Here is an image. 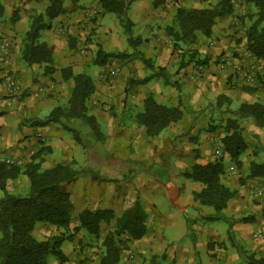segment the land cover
<instances>
[{"label":"crops","instance_id":"obj_1","mask_svg":"<svg viewBox=\"0 0 264 264\" xmlns=\"http://www.w3.org/2000/svg\"><path fill=\"white\" fill-rule=\"evenodd\" d=\"M128 1L132 32H136L142 41L138 54L141 56L142 47L147 46L148 56L160 57L157 64L153 65L164 69L163 72H157L148 84L137 87V91L142 93L141 108L143 109V101L155 89L159 102L168 105L181 102L186 107L183 118L166 128L159 136L149 138L145 134V128L136 122V116L131 118L127 115V107L123 102L126 100V93L122 94L119 81L104 84L100 77L101 80L98 79L95 84L96 93L91 98L94 110L92 112L89 105V114L107 125V145L92 142V133L82 121L73 122L81 141L58 124L34 125V122L49 116L59 99L66 96L68 89L71 93L73 82L63 79L62 70L71 67L74 73H83L93 64L94 59L90 53L83 56L74 53L68 44L69 37L83 44L89 25L93 26L94 18H98L95 32L104 39L118 38L122 31L105 23L106 14L100 0H64L67 12L52 21L51 29L40 34L43 42L52 48L54 56L55 70L47 78L43 68L38 65L29 66L22 60L21 49L24 35L31 23L30 17L36 14L37 8L45 6L46 9L49 0H0V48L3 43L6 44L8 53L6 62H0V162L23 167L44 148L43 169L57 164L72 165L78 172L77 179L61 187L70 194L73 203L71 230L79 226V216L85 210L107 209L112 210L116 217H121L139 202L148 217V232L140 240L122 236L127 242L118 264L237 263L239 255L233 254L229 236L226 238L214 224L209 226L200 222V218H215L210 215V207L202 206L195 200L194 192H199L202 186L188 179L186 173L194 164L204 165L222 160L227 172L233 164L230 155L224 150L222 139L205 127V115H199L206 109H202L204 104L212 103L216 106L219 97H226L233 90L234 78L230 83L228 77L233 75L236 78L239 73L232 64H226L222 60H229L242 68L241 63L248 68L247 59L263 64L259 68V76H264V60L255 58L247 47L244 48L246 40L240 46L231 37H226L231 32L226 17L216 20L210 38L203 37L201 43L194 44L195 61H202L189 62L180 68L182 55L172 49L166 29L172 25L178 8H208L206 6L212 0H165L159 7L154 6V0ZM112 46L118 53L124 50L127 53L124 58L127 60L122 65L116 61L107 64L101 67L103 70L111 72L114 77L125 76L128 83L131 79L142 80L148 77L143 56L137 58V55H131L124 46ZM109 49L111 48H107V51ZM232 51H240L242 60L232 57ZM253 83L246 81L250 86ZM253 88L249 89L252 91L250 95L245 93L248 91L247 87L242 89V104L264 103V97L259 98L258 94L264 92V86L256 82ZM102 104H107L104 111L99 110ZM214 109L216 111L217 106ZM247 120L253 123L251 119ZM164 132L166 133L163 135ZM100 135L103 136L102 133ZM96 138L99 140V137ZM113 151L117 153L115 156L118 159L111 155ZM133 153L136 161L141 164L140 171L130 179L134 182L133 185L130 181L122 184L124 182L121 180L126 179L133 165ZM165 156L173 164L170 171L162 166V163L165 164ZM120 159L124 161L121 162ZM150 162L152 168L148 169L145 165H150ZM142 165L151 176L142 174L147 172H142ZM245 165L244 163L243 167ZM225 183L230 187L237 185L235 181ZM28 186L27 176L21 175L18 179L9 181L7 189L10 193L20 194L26 192ZM234 199L223 210L234 216V220L230 222L233 242L246 246L249 252L257 251L258 244L264 248V238L262 240L256 236V239L252 238L256 245H247L250 237L244 232L248 228L236 222V206L239 201ZM103 230L97 241L84 229L80 230L74 240L65 241L61 246L66 261L62 263L55 257H49V264H100L104 252L102 238L107 233L104 225ZM62 232V229L38 224L33 234L36 238L45 240Z\"/></svg>","mask_w":264,"mask_h":264},{"label":"trees","instance_id":"obj_2","mask_svg":"<svg viewBox=\"0 0 264 264\" xmlns=\"http://www.w3.org/2000/svg\"><path fill=\"white\" fill-rule=\"evenodd\" d=\"M242 4L252 6L256 12L247 18L251 22L246 30V47L251 55L264 60V0H241ZM165 0H154V6L159 7ZM104 14H114L124 28L131 45L133 23L128 16L130 2L128 0H100ZM67 12L64 0H49L44 13L31 16V23L26 31L21 49V58L29 66L38 65L45 74L54 73V56L52 48L40 42V34L52 27V21ZM234 14L231 0H220L214 7L184 8L176 10L174 21L166 29L168 37L174 42V50L183 54L180 44L194 45L200 36L210 38L213 27L219 18H226ZM139 44L142 42L138 41ZM73 48V45L70 46ZM184 56V55H183ZM181 58L180 68L195 61L196 54L190 53V59ZM124 53H108L99 47L93 64L106 66L111 59L123 58ZM198 62V61H195ZM144 64L152 69L153 74L142 80H129L131 85H145L154 78L157 72L164 69L155 68L144 59ZM65 81L72 80L73 87L66 105L56 106L44 120L34 122V125L46 126L58 124L72 132L76 140L81 141L78 131L73 127L74 121L85 123L91 133L100 137L99 125L96 117L89 114V101L96 93V85L87 73H74L71 67L62 70ZM1 82V81H0ZM248 91H250L247 88ZM225 97H219L220 101ZM143 111L136 115V122L145 128L149 138L159 136L166 128L179 122L184 115L185 107L181 102L168 105L159 102L154 96L143 101ZM236 114L240 118L251 119L260 129L264 130V103L242 104ZM225 136L222 144L226 153L236 168L242 169L243 157L248 153V144L243 129L236 119H230L226 124ZM44 148L36 153L31 160L20 167L8 162H0V264H49V257H55L64 263L66 257L61 250L65 241L74 240L78 232L84 229L89 235L101 238L104 227L106 236L102 241L104 252L100 264H118L121 251L126 247L128 236L133 240L144 238L148 232L147 214L139 202L125 211L121 217H116L112 210H85L79 216V226L69 229L71 224L73 203L70 194L62 190V185L77 179L78 172L72 165L57 164L43 169ZM225 167L223 161L207 164H194L186 177L199 183L202 189L194 192V197L202 206L210 207L220 213L227 208L238 191L224 181ZM27 176L29 186L26 192L10 193L8 182ZM262 179L264 182V162L250 161L245 179ZM245 179H240L244 184ZM38 224H46L63 232L51 235L45 240L36 238L33 231ZM237 247L239 261L234 264H264V255L243 251Z\"/></svg>","mask_w":264,"mask_h":264},{"label":"rangeland","instance_id":"obj_3","mask_svg":"<svg viewBox=\"0 0 264 264\" xmlns=\"http://www.w3.org/2000/svg\"><path fill=\"white\" fill-rule=\"evenodd\" d=\"M208 1V0H206ZM220 0H212L210 3L207 4L206 7H214L219 3ZM232 7L234 8V14L232 16L227 17L229 22L227 24L228 29L231 31L230 35H226V37H231V40L236 42L237 44H240L241 46V42H243V40H246V30L247 27H249V25L251 24V22L249 21V19L247 18L250 14H253L256 12L255 8L252 6H247L245 4H242L241 0H233L232 3ZM45 10V6L44 7H39L36 10V14H40V12H43ZM16 14V13H15ZM14 14V15H15ZM13 15V18L15 17ZM129 16V14H128ZM97 19L98 18H94L92 19L93 22V26H90V29H88V34L85 36L84 42L83 44H79L77 43L75 40V38H71L69 37L68 39V44L69 47L71 45H73L72 50L74 51L75 54L79 53L82 56L85 54H91L93 59L95 57V54L97 52V50L99 49V47H101L102 49H104L105 52L108 53H118V51L113 50L112 49V45H117L119 46V48H122V46L125 47L126 50H129L131 55H137V58H141V56H143V59H146L147 61H149L152 65L153 64H157L158 62V57L159 56H148L146 53V49L147 46L142 47V50L140 48V53H142V55L140 56L138 53V47L142 44H139V39L140 37L136 34V32H132V39L135 41L134 44L136 45H131L129 43V41L127 40V36H126V32L124 30V28L122 27V25L120 24V21L118 20V18L116 17V15L114 14H106L105 16V23H109V25L113 28V27H117L118 29H121V33L122 35L119 36L118 38L115 39H104L100 36V34L96 33L95 30L97 28L96 27V23H97ZM53 25H55L53 23ZM101 27V26H100ZM110 27V29H111ZM82 29H85L82 27ZM220 31V30H219ZM43 35V34H42ZM126 36V38H125ZM144 36V35H142ZM43 36H40L39 41L43 42L42 39ZM203 36H200L198 43L199 44L202 42ZM239 42V43H238ZM195 44V45H196ZM91 45V47H89ZM181 47L183 48V54L182 52L178 51L179 55H184V61H188L190 59V53L193 52L194 49V45H184V44H180ZM171 47L172 49H174V42L171 40ZM246 46L244 45V48ZM107 48H111L109 49V51H107ZM238 49H241V47H238ZM138 51V52H137ZM119 53H124L123 52H119ZM136 53V54H133ZM232 57H237L239 58L238 60H242L239 56L240 51H232ZM127 53H124V55ZM224 55V54H223ZM160 58V57H159ZM196 59V58H195ZM127 60L126 58H116V59H111L108 64H113V62H117L119 65H122L123 62ZM200 60V59H199ZM198 60V61H199ZM202 61V60H200ZM93 62V61H92ZM91 62V63H92ZM247 66L248 68H252L254 66V71H253V78H254V83L253 86H250L248 84H246V79L244 74H237L238 76L235 78V76L231 75L228 77L229 82H231V80H233V90H231V92L229 93V95H223V97H225L224 99H222L220 101L221 105L219 106V98L217 100V110L215 111L214 107H216L214 104L212 103H208L207 105L204 104V106L202 107V109H204V107L206 109H204L203 112L199 113V115H205V127L208 128L210 131H214L217 135V137L221 140L226 132H225V128H226V124L228 123V121L230 119H236L238 121V123L240 124V126L243 129V134L244 137L246 139V142L248 144V155L246 154L242 159L244 160V163L246 164L245 167H243L242 169H237L235 164L233 163L231 168L228 169L229 171L227 172V170L225 169V181L226 182H231V181H235L237 182L233 188L237 189L238 194L236 196V200L239 201L236 209H237V218H236V222L242 225H246V227L248 228L244 233L247 235V237H250L247 240V245H256L254 244L252 241H254L252 238L255 236L258 237V231H262L264 234V183L262 179H245L246 175H247V167L250 161L255 160L257 162H264V130L258 129L256 128V126L251 123L249 120L247 119H241L239 118V116L236 114V111L238 110V108L241 106L242 99H243V88L247 87L248 89H254V85L256 84V82H259V84H261V86H264V76H259V68L262 67L263 64H256L257 62H252L251 60L247 59ZM241 65L243 66L244 71L248 68L244 67V64L241 63ZM154 66V65H153ZM155 68H158L156 66H154ZM148 76H151L153 74L152 69L148 68ZM264 71V69H263ZM84 73H87L93 80V82L96 84L97 80L103 79L104 84H110L111 82H117L119 81L120 87H121V92L122 94L126 93V100L124 99L123 102H125V105L127 107V115L131 116V118H133L134 116L137 115V113L142 112L143 109L141 108V96L142 93L138 92L137 90V85H131L128 83V80H125V76L120 77H114L111 75V72H106L105 70H103L101 67L91 64L89 65L86 70L84 71ZM46 77L48 78L49 74H45ZM111 76V78H110ZM99 77V78H98ZM100 79V80H101ZM166 79V78H165ZM240 80V81H239ZM239 81V82H237ZM118 83V82H117ZM155 83V81L153 82ZM126 84V85H125ZM148 84V83H147ZM156 84V83H155ZM165 84V83H164ZM125 85V87H124ZM154 85V84H152ZM162 87H164L162 85ZM141 89V87H140ZM263 89V88H262ZM142 90L144 92H147L146 88L142 87ZM67 94L66 96H63V98L59 99L58 105L57 106H64L67 103L68 100V96H69V89L67 90ZM65 92V90H64ZM252 92V91H251ZM250 91H246L245 93H248V95L252 94ZM156 91L155 89L153 90V93H151V96H154L156 99ZM260 97H264V92L262 91L261 93H258ZM89 105L91 107V111L93 112L94 108H92L93 105V101L92 99H90L89 101ZM104 106H107V104H102L101 105V111L106 110L104 108ZM184 106V105H183ZM99 107V105L97 106ZM185 107V106H184ZM186 108V107H185ZM128 116V117H129ZM198 116V115H197ZM202 120H200L201 122ZM99 125V131L100 133H102L103 136L99 137V140L96 138L95 134H92V142L94 143H98V144H104L107 145L108 141L106 143V132H107V125H105L100 119L98 122ZM166 132L163 133V135ZM162 135V136H163ZM105 137V139H104ZM88 140V139H87ZM132 143V142H131ZM113 154V155H112ZM111 155L113 156V158L118 159L117 153L115 151H113L111 153ZM134 156V153H133ZM134 162H132V167L130 169L129 174H127V176L125 177L126 179H122L121 181L124 182L122 184H125V181L128 182L130 181L131 185L134 184L133 181H131L130 179L133 178L134 174L139 173L140 171V163H138V160L136 161L135 156L134 158H132ZM121 162L124 161V159H120ZM171 159L167 158L166 156L163 159L162 166H164L168 171L171 170V168L173 167V164L171 161H169ZM151 164L149 165H145L148 169L152 168V162H150ZM145 166L142 165V172L143 171H147V169H145ZM167 172V171H165ZM132 173V174H131ZM144 176L148 175L151 176L150 172H145L142 173ZM168 174V173H167ZM228 174V176H227ZM240 179H245L244 180V184H241ZM136 188H137V184ZM138 189V188H137ZM234 199V200H235ZM211 212L210 215L213 216L215 219H213L212 217H210L211 219H203L200 218V222L204 223V224H209V226H211L212 224H214V226H216L221 234L226 235V238L229 236V243L230 246L232 248V252L233 254H238V250L237 247H241V249L243 251H247L249 252V250L246 249V246L239 244V243H234L233 239H232V234L230 231V222L234 220V216H230L229 214L225 213V212H220L217 213L215 212L212 208H210ZM217 215V216H216ZM221 216V217H220ZM220 217V218H217ZM252 219H254V221H252ZM252 221V222H251ZM89 237V236H88ZM91 238L94 239L95 241L98 240V238H96L95 236L91 235ZM234 238H235V234H234ZM264 238V236H263ZM93 240V241H94ZM92 241V240H91ZM99 243V242H98ZM222 245H225L222 243ZM257 247V251H255L256 254H258L259 256L264 255V248H262V246H256ZM226 249H228V247L226 246Z\"/></svg>","mask_w":264,"mask_h":264},{"label":"built area","instance_id":"obj_4","mask_svg":"<svg viewBox=\"0 0 264 264\" xmlns=\"http://www.w3.org/2000/svg\"><path fill=\"white\" fill-rule=\"evenodd\" d=\"M232 3H233V0H231ZM0 62H6V56H7V45L6 44H2L1 45V48H0ZM228 59V58H226ZM223 62H225L226 64H232V67L237 71V73H241V74H244L245 76V79L247 82L249 83H253L254 82V78H253V71H254V66L252 68H248L247 70L244 71V69L238 65V64H234L233 62H229L227 60H222ZM14 85V83H13ZM9 163V162H8ZM258 237L261 238L263 240V232L262 231H258Z\"/></svg>","mask_w":264,"mask_h":264}]
</instances>
